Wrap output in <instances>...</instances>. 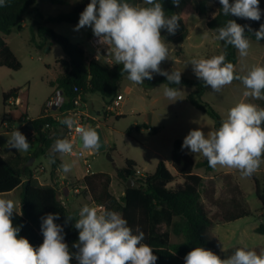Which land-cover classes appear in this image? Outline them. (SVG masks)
Here are the masks:
<instances>
[{"label":"clouds","instance_id":"1","mask_svg":"<svg viewBox=\"0 0 264 264\" xmlns=\"http://www.w3.org/2000/svg\"><path fill=\"white\" fill-rule=\"evenodd\" d=\"M8 0H0V7L7 6ZM179 6L180 0H172ZM225 16H235L252 21H260L264 15L259 0H219ZM144 6L129 3L128 0H90L80 13L76 30L90 27L97 42L108 46V54L115 64L122 65L121 71L127 79L137 85L145 79L151 80L153 74L166 77L169 85H180L181 72L169 73L160 65L168 59L169 49L161 30L174 35L179 28L178 15L167 16L160 0H143ZM245 28L257 41L264 40V24L258 30L248 25H240L229 19L224 26L213 31L216 39L224 42V47H234L241 57L248 55L250 40ZM195 76L219 92L233 80H239L245 91V98L264 100V66H253L245 75L235 71L233 63L226 60V53L210 58H193ZM180 89L165 86L164 95L169 100H177ZM69 129L75 128L82 148L99 151L103 146L99 132L91 126H76L70 117L60 121ZM10 148L27 152L31 144L18 130L11 133L7 140ZM182 149L206 158L208 166L215 169L218 165L236 169L241 176L248 177L260 167L264 157V107L244 100L228 109L226 117L215 131L207 134L192 129L184 137ZM73 143L68 139L55 141L50 162L55 163V155L73 153ZM72 165L61 163L58 171L68 173ZM16 204L11 199L0 198V264H156L158 257L153 248L144 243L145 233L137 227L129 226L122 213L103 206L83 205L78 218L67 215L65 223L73 222L78 230V242L73 244L76 252H71L65 242L64 227L55 221L59 213H48L42 217L41 231L43 243L34 247L27 238L20 236L21 226H15L13 218ZM22 214V213H20ZM223 250V249H222ZM184 264H264V250L258 254L255 250L237 248L226 258L213 251L195 247L184 257Z\"/></svg>","mask_w":264,"mask_h":264},{"label":"trees","instance_id":"2","mask_svg":"<svg viewBox=\"0 0 264 264\" xmlns=\"http://www.w3.org/2000/svg\"><path fill=\"white\" fill-rule=\"evenodd\" d=\"M38 1L8 0L7 6L0 7V31L5 35H10L13 28L20 27L24 18L29 15H36L44 20L43 13L37 7ZM48 1L61 5L69 2V0ZM89 2L90 0H76L71 13L61 14L48 20L55 23H78L80 13ZM128 2L136 5L143 3L142 0H128ZM160 2L167 16L175 14L180 18L179 28L174 35L162 29L161 36L167 35L168 40L177 38L176 43L184 42L188 36V30L176 5L172 3V0H160ZM229 2L232 3L234 0H229ZM196 7L200 18L206 21L211 30L224 26L229 19L235 20L242 26L248 25L253 30H258L260 25L264 24V15L261 16L260 21L223 15L219 0H197ZM259 7L264 13V0H259ZM39 31L42 35L52 36L69 57V60L60 61L63 74L56 82L51 83V86L61 90L65 97L61 111L73 109L75 99L81 96L85 101L89 93H100L108 101V105L113 103L119 93L123 78L127 76L121 71L122 65L117 64L111 67L99 61L87 63L83 47L73 44L68 38L57 34L50 28L42 26ZM245 33L248 38L256 40L255 36L248 32V28H245ZM221 49L222 53H226V60L233 63L235 67L238 62L237 50L232 46L225 48L223 41H221ZM0 67H7L13 71L22 69L18 57L2 36H0ZM144 84L150 88L160 84L178 89L184 86L193 88V92L187 98L188 102L208 114L215 121V129L219 128L222 118L209 103L204 101L203 96L207 87L196 76L193 79L181 76L180 85H169L166 77L153 76L151 80L145 79ZM18 93L17 88L5 92L3 94L4 105L10 98H18ZM25 117L19 120L20 124L24 123ZM5 123L7 120L3 124ZM58 127H66V125L61 124L52 116H44L30 121L24 130L33 131L34 138L43 145ZM24 130L19 131L23 133ZM153 132L157 133L158 130L153 129ZM65 136L66 131L63 139ZM182 143V140H176L172 151L175 174L168 169L165 162L161 161L154 174L139 179L136 175L137 164L129 159L125 161L124 167L117 171V178L126 186L121 213L134 231L139 227L145 233L143 242L153 248L154 255L158 257L156 264H184V257L195 247H203L218 254L220 239L214 232L215 226L253 216L246 194L233 173H220L208 179L206 190L203 195L201 194L200 188L204 177L197 174L196 170L204 169L206 172H212L213 169L208 166L206 159L196 162L188 149H182ZM7 151L15 152L10 147ZM115 151V148L111 149L112 153ZM60 165L61 163L55 158L51 172L52 184L42 185L37 178L33 177L31 168L18 167L5 159L0 152V196L11 193L23 184L22 214L15 211L13 223L15 226H21L19 235L27 238L34 247L43 243L42 217L48 213H59V219L55 222L64 227L65 242L69 248L78 242V230L73 226L74 221L65 223L67 215L78 218V214L71 212L62 200L57 199L59 191L56 181ZM177 178H183L184 184L174 189L169 188V184ZM23 179L27 181L23 183ZM131 180L135 183L129 188L127 185ZM219 181L223 183L221 189L218 187ZM83 182L95 202L100 204L114 202L109 192L111 180L106 174H89ZM257 197L262 204L264 216V192H261L259 185ZM161 224L171 228L174 234L183 235L185 242L171 245L169 241L171 234L160 233ZM257 232L264 234V225H261ZM247 249L255 250L258 254L263 250L262 247ZM235 251L236 249L229 251L226 257Z\"/></svg>","mask_w":264,"mask_h":264},{"label":"rangeland","instance_id":"3","mask_svg":"<svg viewBox=\"0 0 264 264\" xmlns=\"http://www.w3.org/2000/svg\"><path fill=\"white\" fill-rule=\"evenodd\" d=\"M69 0L67 4H53L48 0H39L37 7L43 13L45 19L41 20L36 15H29L24 18L27 27L13 28L10 35H5L0 31V36L4 37L10 45L13 52L22 64L20 71H13L7 67H0V146H7V140L13 131L4 128V121L11 127H17L19 120L29 114L33 118L40 115L43 105L52 96L54 88L51 83L56 82L63 74L61 60H69L52 36L40 34V27H47L54 30L57 34L68 38L73 44H78L84 48L87 55L93 53L89 44L91 37H94L90 27H84L76 30L75 24L55 23L48 19L57 17L61 14L72 12L74 2ZM197 0H180L178 8L183 17H186L190 36L182 43H176V39L168 40L167 35H163L169 49L168 59L160 65L161 69L171 73L181 72V76L193 79L195 74L192 65L188 62L193 58H209L222 53L221 41L215 37L217 33L211 30L206 21L200 20L196 7ZM140 6H144L142 3ZM213 16L215 14H212ZM162 32V30H161ZM250 48L246 57H241L237 51L238 62L235 71L240 75H245L256 65L264 66V41L250 39ZM86 59H88L86 57ZM153 76H161L153 74ZM166 84H160L154 87H147L144 83L137 85L130 82L125 76L120 84L118 94L124 96L121 107L111 113L108 101L100 93H89L87 103L92 114L100 117L102 131L107 143L110 146H116L121 157L115 154L114 161L108 158L107 152L99 153L94 151V157L89 158L91 170L94 173H104L112 180V192L117 194V189L125 190V184H120L117 178V171L125 165V159L133 160L138 163L137 169L144 175L154 174L160 161L171 160L174 143L176 140H182L192 129L199 128L206 134L215 131V121L206 113L198 110L187 100L193 92L191 87H180L177 100H169L164 95ZM19 89V97L23 101V107L11 105L9 101L4 105L3 94L12 89ZM245 88L239 80H233L229 85L224 86L219 92H214L210 87L206 88L203 99L209 103L213 109L225 118L228 109L236 103L244 100L264 107V100H256L251 97L245 98L243 92ZM15 99V98H14ZM94 100V103H91ZM124 115L117 118V113ZM100 113V114H98ZM106 115V116H105ZM153 129L158 132L154 133ZM61 130L58 131L55 138L48 142V145H54L59 139ZM86 155L88 150L82 148V142L78 138L76 146ZM159 152L155 154L154 152ZM26 154V152H22ZM195 161L205 160L200 154H192ZM62 163L72 165L68 173H59V182L77 183L80 181L82 173L85 171L84 161L81 158L71 157L67 154H56ZM259 169L248 177L241 176L236 169L220 167L214 169L213 174L217 175L224 172H234L237 182L246 194L247 201L253 212V216L243 218L228 224L215 226L214 232L219 236L220 248L218 256L226 258V254L237 248L262 247L264 250V234L257 232V229L264 225V216L262 213V204L257 197V188L264 192V157L261 158ZM42 163L47 173L51 172L52 163L48 156H41L36 163V167ZM37 169V168H36ZM40 167H38V170ZM204 174L205 170H197ZM123 185V187L121 186ZM118 187V188H117ZM177 188V186H173ZM218 187L221 189L223 183L219 181ZM70 197L68 207L75 212L85 205L95 206L88 193L83 191L82 195L75 196L65 188L64 196ZM114 211L121 213L123 207L122 196L115 205ZM185 242L183 235L172 236L171 245ZM71 252L77 249L70 247ZM223 249V250H222ZM70 264H77L73 259Z\"/></svg>","mask_w":264,"mask_h":264},{"label":"crops","instance_id":"4","mask_svg":"<svg viewBox=\"0 0 264 264\" xmlns=\"http://www.w3.org/2000/svg\"><path fill=\"white\" fill-rule=\"evenodd\" d=\"M143 1V0H142ZM38 4V3H37ZM75 4V2H74ZM177 8V11L179 12L180 16L183 17V14L181 13L180 9L178 8V6H176ZM195 10L197 11V7H195L194 9V12ZM197 15L199 17L200 20H202L198 14V11H197ZM215 16V15H214ZM184 19V24L188 30V36L187 38L190 36V30L188 29V26H187V22L189 20H186V17H183ZM204 21V20H203ZM28 24L24 22L21 23L20 25V28H24V27H27ZM95 37V36H94ZM93 38V37H91ZM90 38V39H91ZM186 38V39H187ZM6 40V39H5ZM7 41V40H6ZM93 49V48H92ZM87 55V54H86ZM91 55V54H90ZM56 88H54V91H55ZM54 93V92H53ZM53 95V94H52ZM119 95V94H118ZM18 96H19V93H18ZM15 98V97H14ZM20 98V97H18ZM16 99V98H15ZM21 102H22V106L20 107H23V101L22 99L20 98ZM115 100V99H114ZM87 101V96L85 97V105L81 107V111L86 114L90 120H89V124H94V127H100L102 128V124H101V121H100V117H97L96 115L92 114L89 106H88V103L86 102ZM91 103H94V100H91ZM16 107H19V106H16ZM44 107H45V104L43 105L42 109H41V112H40V115L37 117V118H33L31 116H29V114H26V117H25V121L23 124H19L17 127H11L8 123H5L4 124V128L5 129H9L11 128L12 131L16 130L18 128V130H24L25 129V126L26 124H28L30 121H34L38 118H41V117H44L46 116L45 112H44ZM100 114V113H98ZM117 118H121L123 117V113L122 112H118L117 114ZM106 116V115H105ZM24 117V116H23ZM61 130V135L59 136V139H63L64 135H65V127H58L57 129H55L53 135L42 145L41 143H39V141L37 139L34 138L33 136V131H30V130H24L23 131V134L27 137V140L28 142L31 144V147L30 149L26 152V154H23L21 151H17L14 149L15 152H8L7 151V148H9V146H5V147H2L0 146V152L1 154L3 155V157L5 159H7L8 161L12 162L13 164L17 165L18 167L22 168V169H26V168H31V171L33 173V177L34 178H37L39 180V182L42 184V185H51L52 184V177H51V172H52V169H51V172L50 173H47L46 169H44L43 167V164L40 163L39 166L36 167V163L37 161L40 159L41 156H48L50 157V153H51V150H52V145H48V142L55 138V136L57 135L58 131ZM78 138L79 136L77 137L76 141H75V147L77 146L78 144ZM58 140V139H57ZM106 140V139H105ZM107 143V141H106ZM108 151L112 154V156L114 157L115 154H118L120 157L122 156L121 153H119L118 149L116 148V146H110L108 143ZM77 148V147H76ZM115 148L116 151L115 152H111V149ZM78 149V148H77ZM86 156L88 157V162H89V158L90 157H94V151L92 150H88V152H86ZM155 154H159L161 155L159 152H154ZM59 155V153H57ZM55 158L60 162L62 163L58 158L57 156L55 155ZM82 159V158H81ZM127 159H125L126 161ZM203 160V159H202ZM84 161V167H85V171L82 173L81 175V178H80V181L77 183H72V182H59V174L57 176V189L59 191V194H60V200L63 201L64 205L70 210V208L68 207L69 205V202L71 200L70 197H66V195L64 196V193H65V188H68L69 189V192H71L73 195L75 196H80V195H76L71 187H69L68 183H72L73 185H81L84 187V189L82 190V193L83 191L85 193H88V197L89 199L94 203V204H100V203H97L93 200L87 186L85 185V183L83 182V179L89 175V174H93L92 170H91V167L90 169L87 168V164L85 162V159H83ZM201 161V160H200ZM137 166H138V163L136 161H134ZM161 162V161H160ZM159 162V163H160ZM163 162H165L166 166L168 167V169L173 173L175 174V171H174V168H173V162H172V155H171V160H164ZM196 162H199V161H196ZM158 163V164H159ZM90 164V163H89ZM53 165V163L51 164ZM91 166V164H90ZM158 166V165H157ZM38 167H40V169L38 170ZM124 167V166H123ZM122 167V168H123ZM37 168V169H36ZM157 168V167H156ZM43 169V171H42ZM204 170V169H202ZM206 171V170H205ZM214 172V169L212 172H207V173H210V174H204V173H201L199 171L196 170V173L199 174L200 176L204 177L203 179V183H202V186L200 188V192L201 194L203 195L205 190H206V186H207V181L208 179L210 178H214L215 174H213ZM60 173V171H59ZM224 173H233L235 175L234 172H224ZM235 179H236V176H235ZM119 180V179H118ZM27 180L26 179H23V183H25ZM237 181V180H236ZM120 184H123L120 180H119ZM67 184V185H66ZM184 184V179L183 178H177L173 183L169 184V188H173V186H180V185H183ZM123 187V185H121ZM118 188V187H117ZM121 193L119 192V190L117 189V194L112 192V180H111V183H110V187H109V192L110 194L112 195L113 199H114V202H107L106 204V207L107 209L109 210H114L116 208V204H117V201L119 200V196H122V198L126 195L125 193V190H126V186H125V190L124 189H121ZM24 192V188H23V184L18 187L16 190L12 191L11 193L9 194H5V195H1L0 198H4V199H11L15 202L16 204V209L15 211H17L18 213H21L22 211V204H21V199H22V194ZM82 195V194H81ZM71 211V210H70ZM73 212V211H71ZM75 213L78 214V211H75ZM160 233L161 234H164V233H170L171 236H170V243H171V240H172V236H173V232L171 231V228H168L165 224H161L160 226ZM176 235V234H174Z\"/></svg>","mask_w":264,"mask_h":264},{"label":"built area","instance_id":"5","mask_svg":"<svg viewBox=\"0 0 264 264\" xmlns=\"http://www.w3.org/2000/svg\"><path fill=\"white\" fill-rule=\"evenodd\" d=\"M97 40L98 38L96 37H93L89 40V44L93 48V53L91 55H86V57L88 58L87 63H90L92 61H99L111 67L117 65L112 59V56L108 54V46L99 44ZM123 100H124V96L122 94L117 95V97L112 103L113 107L109 108L110 112L113 113L117 111L121 107ZM9 103L14 106H19V107L22 106V102L20 98H16V99L10 98ZM64 103H65V97L62 91L59 89H55L53 95L45 103L44 112L46 116H52L57 121H61L65 117L70 116L76 122V126H91L92 128L94 127V124H89L90 118L80 110L81 107L85 105V102L81 96L75 99V102H74L75 106L71 110H68L65 112L61 111ZM65 131H66V136L64 139L70 140L73 143V149H74L73 153L70 154L69 156L85 159L87 168L90 169L91 166L88 162V157L84 154L82 150H79L75 147V141L78 137V134L75 132V128L69 129L66 126ZM33 136H34V133H33ZM136 175L139 179H144L147 177V175H144L138 169L136 170ZM68 185L69 187H71L72 191L76 195L82 194V190L84 189L83 186L73 185L72 183H68ZM95 206L97 207L103 206L104 208H107L106 205L104 204H96Z\"/></svg>","mask_w":264,"mask_h":264},{"label":"water","instance_id":"6","mask_svg":"<svg viewBox=\"0 0 264 264\" xmlns=\"http://www.w3.org/2000/svg\"><path fill=\"white\" fill-rule=\"evenodd\" d=\"M94 129H96V130L99 132L100 137H101V141H102V143H103V146H102L101 149H100L99 151H97V152H99V153L107 152V154H108V158H109L111 161H114V158H113L112 154L108 151V145H107V143H106V140H105V137H104V134H103L102 129H101L100 127H95ZM134 183H135V181L131 180V181L128 183L127 187H129V188L133 187ZM57 199L60 201V194L57 195Z\"/></svg>","mask_w":264,"mask_h":264}]
</instances>
